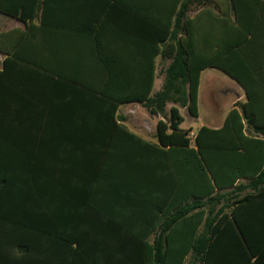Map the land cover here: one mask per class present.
<instances>
[{"label": "trees", "instance_id": "trees-1", "mask_svg": "<svg viewBox=\"0 0 264 264\" xmlns=\"http://www.w3.org/2000/svg\"><path fill=\"white\" fill-rule=\"evenodd\" d=\"M161 1V51L171 62L162 89L153 94L154 66L138 97L167 118L157 125L160 146L141 141L161 163L146 161L139 172L128 162L140 182L123 188L128 206L146 214L144 228L120 236L90 223L93 195L105 194L98 189L105 182L84 181L88 166L58 149L46 158L35 143L23 151L28 161L0 168V264H186L188 257L189 264H264V0ZM58 10L57 0H0V14L25 26L0 32L5 73L9 63L41 68L42 36L57 31ZM208 68L236 81L246 101L220 128L202 126L192 137L179 107L199 117ZM121 103L106 106L117 111ZM105 162L97 161L99 179Z\"/></svg>", "mask_w": 264, "mask_h": 264}, {"label": "crops", "instance_id": "crops-1", "mask_svg": "<svg viewBox=\"0 0 264 264\" xmlns=\"http://www.w3.org/2000/svg\"><path fill=\"white\" fill-rule=\"evenodd\" d=\"M57 4L58 28L42 36L40 69L32 72L33 65L9 63L5 73L7 57L0 53V168L28 161L23 151L36 148L35 143L46 158L50 150H61L63 156L89 167L84 181L105 182L104 188L98 186L105 194L93 195L89 213L96 218L90 223L122 236L144 228L139 216L146 215L129 207L130 199L123 194L127 185L137 187L140 182L136 169L126 164L136 165L140 172L139 165L146 161L161 163V155L148 153L141 141L160 146L157 125L167 118L153 114L138 97L146 92L154 66L153 94L162 89L171 62L162 56L160 42L165 4L161 0H57ZM0 15L14 23L0 32L25 29L18 20ZM25 55L31 52L25 49ZM236 86L240 89L235 104L244 103L245 91ZM113 102H122L117 111L106 106ZM173 106L168 103L167 114ZM75 150L85 155L68 153ZM103 156L106 174L99 179L97 161ZM20 157L26 160L18 164ZM58 196L65 199L64 194Z\"/></svg>", "mask_w": 264, "mask_h": 264}, {"label": "rangeland", "instance_id": "rangeland-1", "mask_svg": "<svg viewBox=\"0 0 264 264\" xmlns=\"http://www.w3.org/2000/svg\"><path fill=\"white\" fill-rule=\"evenodd\" d=\"M192 15L194 14L191 13ZM20 26V23H18ZM14 26L8 18L0 15V31H5ZM236 82L218 69L209 68L202 72L199 94V117H192L186 108L180 107L184 117L181 127L196 134L202 126L218 128L223 124L228 111L237 101ZM159 88V86H157ZM245 98L242 99L244 101ZM171 106V105H170ZM169 112V109H168ZM192 134V137H194ZM220 206L216 208L218 210ZM188 257L186 264H189Z\"/></svg>", "mask_w": 264, "mask_h": 264}]
</instances>
